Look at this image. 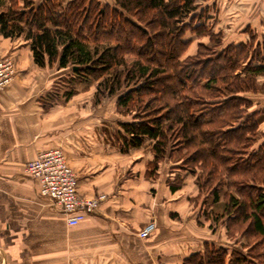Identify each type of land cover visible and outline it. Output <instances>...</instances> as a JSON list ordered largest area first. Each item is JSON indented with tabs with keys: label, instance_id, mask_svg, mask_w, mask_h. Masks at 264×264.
Returning a JSON list of instances; mask_svg holds the SVG:
<instances>
[{
	"label": "trees",
	"instance_id": "obj_1",
	"mask_svg": "<svg viewBox=\"0 0 264 264\" xmlns=\"http://www.w3.org/2000/svg\"><path fill=\"white\" fill-rule=\"evenodd\" d=\"M202 16L195 0H114L107 11L99 0L65 6L0 0V34L22 35L38 66L56 62L70 68L76 82H96L97 102L123 91L116 107L130 120L119 122L122 150L149 139L147 176L168 158L195 176L196 201L221 197L220 213H204L224 221L228 237L242 240L245 252L205 245L180 264H264V132L260 111L251 110L246 96L264 75V37L250 32L248 42L221 46L220 33H210ZM187 29L221 50L214 55L200 42L194 55L181 58ZM127 48L135 55L130 63ZM181 183L176 174L170 189Z\"/></svg>",
	"mask_w": 264,
	"mask_h": 264
},
{
	"label": "crops",
	"instance_id": "obj_2",
	"mask_svg": "<svg viewBox=\"0 0 264 264\" xmlns=\"http://www.w3.org/2000/svg\"><path fill=\"white\" fill-rule=\"evenodd\" d=\"M234 2L196 4L202 21L206 18L210 30L229 43L248 42L250 32L261 40L264 0ZM247 5L256 9L251 18L232 21L234 6ZM3 58L11 59L14 74L0 90V264H180L205 245L245 252L242 240L228 237L224 221L206 217L216 208L215 213L221 212L222 205L216 207L221 197L216 205L211 195L212 203L196 201L195 176L168 158L159 163L155 176H147V163L153 159L149 139L122 150L119 122L130 116L120 117L112 106L95 103L94 84L83 89L74 85L68 99H60L66 69L38 66L22 35L0 34ZM51 148H61L77 174L79 195H104L76 225L66 223L25 171L27 162ZM176 174L182 183L172 191ZM148 222L155 229L140 238L138 231Z\"/></svg>",
	"mask_w": 264,
	"mask_h": 264
},
{
	"label": "built area",
	"instance_id": "obj_3",
	"mask_svg": "<svg viewBox=\"0 0 264 264\" xmlns=\"http://www.w3.org/2000/svg\"><path fill=\"white\" fill-rule=\"evenodd\" d=\"M14 74L9 58L0 60V90L9 84ZM26 173L37 183L39 194L47 198L60 211L68 225H76L93 213L104 195L85 197L78 194V178L68 165L61 148H51L39 152L25 165ZM155 229L148 222L139 232L140 238L150 235Z\"/></svg>",
	"mask_w": 264,
	"mask_h": 264
},
{
	"label": "rangeland",
	"instance_id": "obj_4",
	"mask_svg": "<svg viewBox=\"0 0 264 264\" xmlns=\"http://www.w3.org/2000/svg\"><path fill=\"white\" fill-rule=\"evenodd\" d=\"M42 1L43 0H34V2H35L36 5L40 4ZM56 1L59 2L62 6H65L70 0H64L65 2H62V0H56ZM99 1H100V10L101 11H104V10L107 11V9H109L110 7H113V5H114V0H110L109 2H108V0H99ZM196 1L197 0H195V2ZM234 1H235L234 2L235 5H237V3H239V0H234ZM234 7L237 10L235 11V13L232 14L231 19H232V21H235V22H238V23H241L242 22L241 20H245L247 18H251V16L256 12V9L255 8L252 9V6H249V5L244 6V7H238V6L237 7L234 6ZM202 18H203V16H202ZM201 22L204 23L205 26H207L208 31L210 33H216V31H211L210 30V28L212 26H210V24L207 23L208 20L206 21V18H205V21L204 22L202 20H201ZM98 38L102 40V37L100 38V36H98ZM183 39L184 40H188L189 41V44H188L185 52L182 54L181 58H183V57H185L187 55H191V56L194 55L197 52L198 43H200V42H202V43L205 42L210 47H212L211 49L214 52V55H216L221 50L220 48H222V47H215V46L212 45L211 42H208V36L207 35L200 36V37H195V34L190 29H187L184 32ZM220 39H221L222 43L224 42L223 45H221V46L226 45L227 42H228V40H230V39H228L226 37L224 38L223 35H221V33H220ZM124 54H126L125 55V58L127 59V61L129 63H130V61L133 60V58H135L134 57L135 56L134 55V52H132V50H130L129 48H127L126 53H124ZM253 64H255V63H253ZM46 66L54 67L56 69H62V68H59L58 67V64L56 62L53 63V64H51V65H46ZM65 69H66V72L67 73L65 75L66 77H64V81H65V84L64 85L65 86L63 85L64 86L63 87V91H62L63 93L70 91V89L71 90H74V85L75 86H79L81 89H83V86H85L86 84H94L93 86L91 85V92L95 90L94 92L96 93V82L86 83L85 81H82V80H80V81L78 80L76 82V80L72 78L74 76L72 75L73 73H72L71 69L70 68H65ZM257 84L258 85H257L256 91L255 92H252V93H247L246 96L252 100L253 105L251 107V110L252 111L259 110L260 111V113H259V115L257 117L258 120H259V129L261 128L260 131L261 132H264V75L257 76ZM94 86H95V88H94ZM122 92L123 91H121L120 93H122ZM120 93H118V94H120ZM117 95L111 96V97L104 96L98 102L95 100V98L93 100L95 101V103H98V104L101 103L100 104V107L104 106V104L107 105L106 106L107 109H108V106H112L114 113H117L118 115H120V117L129 116V115H123L122 110H118V108L116 107ZM61 98L68 99V98L65 97V94H63V96H61L60 99ZM113 105H115L116 108ZM260 139L263 140L264 139V136L261 137ZM161 171H163L162 168L160 169V172ZM183 190H185V188ZM204 198H206V200H208V203H212L211 202L212 199H211L210 195H208L207 197L203 195V197H201L200 199H198V201H200L201 203H203V199ZM222 204L223 203H222V200L221 199H219V201L217 202V205H216V203H214V205H216V207L217 206L220 207ZM216 209L218 210V208H216ZM217 210H214V212L217 211ZM219 212H220V209H219ZM211 226H213V225H211Z\"/></svg>",
	"mask_w": 264,
	"mask_h": 264
},
{
	"label": "water",
	"instance_id": "obj_5",
	"mask_svg": "<svg viewBox=\"0 0 264 264\" xmlns=\"http://www.w3.org/2000/svg\"><path fill=\"white\" fill-rule=\"evenodd\" d=\"M74 69H76V66H74Z\"/></svg>",
	"mask_w": 264,
	"mask_h": 264
}]
</instances>
